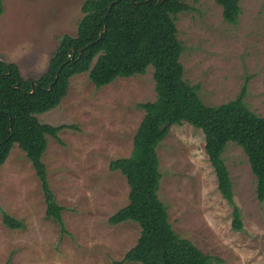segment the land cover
<instances>
[{
	"label": "rangeland",
	"instance_id": "rangeland-1",
	"mask_svg": "<svg viewBox=\"0 0 264 264\" xmlns=\"http://www.w3.org/2000/svg\"><path fill=\"white\" fill-rule=\"evenodd\" d=\"M85 0H0V59L15 62L24 78L43 74L64 34L75 36ZM177 15L184 78L203 101L217 105L244 91L250 109L264 116V0H239L237 22L224 19L215 0H185ZM154 68L96 87L88 72L70 78L42 122L71 124L48 135L42 160L62 211L66 232L46 214L42 183L26 152L15 143L0 166V264H114L137 244L141 226L109 217L129 203L125 174L110 163L128 157L145 110L156 99ZM34 81V80H33ZM162 173L158 195L168 220L211 264H264V199L242 146L228 142L222 156L233 185V202L218 187L201 128L174 124L157 146ZM234 205L241 229L233 225ZM7 212L22 222H3ZM121 264H139L124 261Z\"/></svg>",
	"mask_w": 264,
	"mask_h": 264
},
{
	"label": "trees",
	"instance_id": "trees-1",
	"mask_svg": "<svg viewBox=\"0 0 264 264\" xmlns=\"http://www.w3.org/2000/svg\"><path fill=\"white\" fill-rule=\"evenodd\" d=\"M215 1L222 5L225 20L237 22L241 12L239 0ZM187 9L185 0H85L77 34L61 37L47 70L39 77L24 78L17 63L0 59V166L17 143L41 180L46 214L58 221L65 232L64 206L55 199L42 155L48 135L61 141L59 130L75 126L42 122L38 114L60 104L75 74L88 72L95 86L101 87L120 76L142 75L153 66L156 99L140 103L145 114L134 135L132 153L110 163L112 170L126 175L130 192L129 203L109 217V222L132 220L141 226L137 244L114 264L213 262L212 255L173 229L167 206L158 195L162 173L157 146L174 124L187 121L203 130L218 187L230 202L233 185L222 153L230 141L242 146L257 177L258 197L264 199V116L248 107L244 91L235 99L210 105L186 81L176 20L178 13ZM71 54L73 59H69ZM233 214L234 227L241 229L236 205ZM3 222L12 228L22 225L7 212L3 213Z\"/></svg>",
	"mask_w": 264,
	"mask_h": 264
},
{
	"label": "water",
	"instance_id": "water-1",
	"mask_svg": "<svg viewBox=\"0 0 264 264\" xmlns=\"http://www.w3.org/2000/svg\"><path fill=\"white\" fill-rule=\"evenodd\" d=\"M112 7V4L110 5V8ZM105 29V27L103 28V30ZM103 30L100 32V36H99V38H101L102 37V34H103ZM98 40V39H97ZM82 53V50H80V54ZM74 58V54H71L70 55V57H69V59H73Z\"/></svg>",
	"mask_w": 264,
	"mask_h": 264
}]
</instances>
